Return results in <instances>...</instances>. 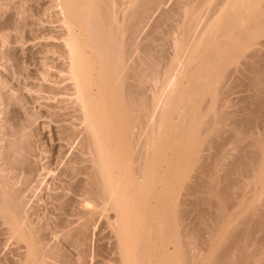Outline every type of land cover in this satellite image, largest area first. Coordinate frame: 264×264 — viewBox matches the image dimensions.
<instances>
[{
    "label": "bare ground",
    "instance_id": "bare-ground-1",
    "mask_svg": "<svg viewBox=\"0 0 264 264\" xmlns=\"http://www.w3.org/2000/svg\"><path fill=\"white\" fill-rule=\"evenodd\" d=\"M41 1L0 0V11L4 7L6 8L4 13L0 14V264H250V258V260L254 258L252 263H254L253 261L257 262V250L259 254L261 253L260 248L263 250L262 241L257 240L259 235L256 240L254 237V242L257 241L259 247L256 249L257 246L254 247L256 244L253 246L254 242L249 240L253 234L249 237L250 232L248 231L249 235H244L247 231L244 232V239L238 231H235L234 227L236 226L233 224L232 227L230 225L233 228V233L230 234L227 229L229 227L221 232L227 231L228 233H223L222 236L225 234L226 238L231 236V239L227 241L229 243L226 241L221 243L220 239V244H216L215 248L218 249L225 243L221 252V249H218L220 253L216 252L217 249L215 252L207 253L210 250L209 244H214H208L210 239H203L208 240L207 244L205 241L202 242L203 240L200 241L201 243H197L196 237L199 239L201 236L198 237L199 233L196 237L194 236L196 233L190 234V230L187 231L190 228H187L188 224L186 225L188 223L186 221L190 218L187 209L190 201L187 200V196L191 197L192 195V190L189 191V184L193 182L187 184V187H185L186 184L184 185L187 189H184V193L180 192L177 195L174 191L176 196L169 195L168 197L171 188L172 190L176 186L178 188V183L171 188H169L171 183H169L171 185H166L168 175L171 179V175L175 174L171 170L174 169L180 173L179 171L182 169L179 170L180 168L177 166L173 167L176 165L173 160L176 156H173V164L170 163L171 160L165 163L167 168L170 165L173 168L166 169L165 167L161 172L158 165L159 159H157L158 164L155 162L156 157H159L154 150L156 134L162 128L159 127V122L162 121L161 117L164 116L163 119L167 118L166 120H168V116L171 118V113L174 110L171 109L172 104L178 105L175 102L181 100L183 102L182 97L179 100V96H182L183 93L181 89L184 86L187 87V83L191 84L189 80L192 76L190 75V77L189 74L196 73L194 68H204L203 64L206 68L204 70H212L211 68H214L216 62L214 66L211 65V62L219 52L218 50L222 53L223 49L221 50V48L225 41L228 42H226L227 45L230 42L232 48L240 49L239 47H241L246 51L249 50V47H244L247 42L249 44L255 40L258 41L262 36L264 38V17L262 16L264 13L259 8L263 0H173L174 2L168 9L165 7L170 0H55L57 4L51 2L54 6L48 5L49 7H44L45 10L42 9L43 6L41 8ZM53 7H57V10L51 12ZM258 8L262 12L259 16L263 18L258 17L257 14L260 12L257 11ZM158 12L160 14L150 26V31L146 32L145 37H142L146 27L150 24L149 22ZM48 14L51 15L48 17L53 19L48 22L55 24V27L50 25V28L44 27L45 29H43L42 20L44 19L42 16L47 17ZM254 14L255 17H252ZM251 18L260 19H255V22L258 21L255 31H252L254 27H251L254 25L249 26L248 24L250 22L255 24ZM246 24L251 28H247ZM238 28L240 31L246 30L242 31L243 33L253 34L247 35L248 37L242 40L244 44L240 42L242 38L239 39V37L246 34L238 31ZM28 41H32V43L36 41L37 43L33 45H38L37 50L33 51L32 45V49L29 48L31 53L29 52L28 57L24 54L19 55L18 46L26 49ZM232 42H236L237 45ZM218 43H221V48L218 47ZM211 45L218 48H212L215 50L213 52L215 55L211 51L212 54L209 52ZM229 46H225V50L229 49L230 53L233 50ZM226 47L229 48L226 49ZM204 50L208 51L211 56L207 57ZM201 51H204L202 53H205L206 56L202 59L203 56H200L199 63L205 58L204 63L207 62V58L210 62H207L208 65L207 63L199 64L197 59L196 63L199 66L196 65L197 67L195 66L188 74L189 67L191 65L193 67L192 62L195 63V56L199 55ZM233 52H235V48ZM233 52L231 53L234 55ZM225 53H223L224 56ZM229 53H226L227 56ZM219 54L214 61L217 58L223 60V54L220 55L221 57ZM229 56L231 57V54ZM251 56L250 54L248 58ZM228 57L226 60L224 58L225 63L230 58ZM37 58L39 62L36 61ZM251 58L249 59L252 60ZM219 60L215 66L216 70H219L218 67L224 64L222 61L220 66ZM256 63L254 62V65ZM31 64L36 66L35 70L29 69ZM161 64L163 65L160 67ZM232 64L234 63L231 61ZM243 66L245 65L243 64ZM223 67L225 68V66ZM221 69L223 68L221 67ZM263 69L261 68L262 71L259 69L261 74L264 72ZM249 71L251 72V70ZM207 72L205 75L208 78L210 76L208 73H212V71ZM240 73L243 74L242 70ZM206 76L203 79H206V82H212ZM187 78H189L188 82L185 83ZM200 78L196 77L195 79ZM262 80L264 81V78ZM223 81L221 82L224 83ZM210 82L209 84L213 83ZM181 83H183L180 88L182 92L179 90L175 92L176 86H180ZM256 84L253 86L256 87ZM203 86L205 87V85H197L199 88L198 90L196 88L195 92L200 91L204 88ZM221 86L220 90L223 88ZM249 86L251 85L249 84ZM211 89L213 91L208 89L207 92L209 91L210 94L207 95L212 97L218 88L216 89L215 84V90L214 86ZM222 92L224 93V91ZM190 96L193 99V96ZM213 96L217 97V95ZM261 98H258V102H261ZM216 99L214 100L216 101ZM219 100L221 101V99ZM212 101L211 98L210 102L212 103ZM199 102L202 103V101ZM37 103L39 106L35 107ZM206 105L205 108H209V104ZM168 106L172 110L170 113H168ZM209 106L212 108L211 105ZM212 106L214 107L213 103ZM165 108L168 109L167 113L164 112ZM206 109L203 110L206 111ZM215 109V113H217L218 109ZM203 110L202 112H204ZM211 110L213 111V109ZM196 115L199 116V114ZM214 115L209 117L212 118ZM218 118L208 119L209 121L206 122H209L210 125L207 127L211 126L212 128V124L214 123V126ZM184 119H187V116ZM191 119L193 122L194 119ZM200 122L198 125L201 124ZM206 122L205 124H207ZM222 123L219 122V124ZM183 124L186 125L184 121ZM202 124L200 127L195 126L197 130L200 129L198 130L200 133L195 132L196 135L204 133ZM216 126L212 129L216 130L221 127L218 124ZM206 128L207 131L210 129V127ZM215 130H213L214 133H217ZM220 130L218 129V133L221 132ZM218 133L217 136H219ZM192 137L196 141L195 134ZM169 139L168 142L166 141L167 143H169ZM185 139L187 138L185 137ZM188 140L190 142L192 139ZM139 144H143L141 149H137ZM194 144L192 150L197 145ZM183 145L182 150L185 148ZM260 146L259 148H261ZM201 148L205 147H196L193 152L196 150L201 152L203 150ZM218 148L217 150H219ZM195 154L191 160L196 158L195 162L200 161L199 155H196L198 159ZM215 158L217 156H214L213 159L215 160ZM207 159L205 161L209 163L210 160ZM213 159H211L212 163ZM206 162L201 163L209 169L208 166L212 163L205 165ZM203 166H199L202 167V174L207 171L205 168L203 169ZM212 168L214 169L213 166ZM217 168L219 169V167ZM194 169L200 174V170H197L199 168ZM194 169L192 170L194 171ZM168 171L171 173L168 174ZM160 173L165 176L163 177ZM192 174L190 173V175ZM209 175L214 174L207 175L214 178ZM189 176L188 179H191ZM173 177L175 178V175ZM205 179L210 182L209 178ZM215 180L212 179V182ZM189 181L186 180L185 183ZM200 184L196 187H200ZM205 184L204 182V186ZM213 184L212 186L210 184L213 187L211 191H209L210 186H208L210 188L205 186L208 188L207 191L212 192L216 189V185H214V189ZM160 185L163 186L162 189L164 186L166 190L169 189L165 195L162 193V198L161 195H156ZM195 185L192 184L191 187ZM204 186L201 184V191L206 189L203 188ZM195 190L199 191L198 188ZM158 192L161 194L160 191ZM166 195L167 197H165ZM201 195L203 196L202 193ZM172 197L175 198V201ZM155 199L157 200L155 201ZM219 199L216 198V200ZM197 200L198 198L196 202L193 200L194 204H197ZM198 208L196 207V210ZM221 212H223L222 209ZM156 214L159 222L153 223L151 219H154ZM217 214L222 218L215 214L218 218L214 219L213 216L210 221H218L217 224L224 223L226 218L222 215L223 213L219 211ZM219 218L220 220H217ZM165 221L168 223L166 222V224ZM214 221L212 222L215 223ZM241 224L239 225L237 222V228H240ZM245 224L242 225L245 226ZM251 224L253 225V223ZM216 225L214 226L216 227ZM214 226L213 228H215ZM218 227L220 228L221 225ZM213 228H210V232L214 230ZM221 228L220 230H222ZM242 229L240 228L239 232ZM216 231L214 236H220L218 230ZM209 234L211 235V233ZM214 236L212 240L216 239ZM243 240H247L245 245L248 247L242 245ZM245 248L249 250V253L252 252L247 255L246 251L248 252V250L245 252L242 250ZM236 250H239L240 257L236 254ZM241 250L245 254L241 253V255ZM255 257H257L256 260ZM260 260L255 263L259 264Z\"/></svg>",
    "mask_w": 264,
    "mask_h": 264
},
{
    "label": "rangeland",
    "instance_id": "rangeland-1",
    "mask_svg": "<svg viewBox=\"0 0 264 264\" xmlns=\"http://www.w3.org/2000/svg\"><path fill=\"white\" fill-rule=\"evenodd\" d=\"M43 1V2H42ZM41 1V8H42V6H43V8L42 9H44L45 10V8L44 7H46L47 8V6L48 5H53V4H57V1H53V0H42ZM262 1V0H261ZM53 4H52V3ZM174 1L173 0H170L169 2H168V4L166 5V7H165V9H168L171 5H172V3H173ZM45 3H47V4H45ZM45 4V5H44ZM54 6V5H53ZM261 7H259V8H261L263 11V13H264V0H263V2H261V5H260ZM49 7V6H48ZM5 8V7H4ZM3 8V10L2 11H0V14L1 13H4V10H6V8L4 9ZM55 8V9H54ZM257 9V11L259 10L260 12L257 14L258 15V17H261V16H259V14L261 13L262 14V12H261V9ZM54 9V10H53ZM53 9H51L52 11L51 12H54L55 10H57V7H53ZM8 11V10H7ZM10 13H12L11 11H9ZM8 13V12H7ZM9 13V14H10ZM159 12L158 13H156V15L151 19V22H149L150 24H149V26L148 27H146V29H145V31H144V33H143V36L142 37H145V35H146V32H148V31H150L149 29H150V26L154 23V20L157 18V15L159 16ZM260 14V15H261ZM7 15V14H6ZM6 15H5V17H6ZM48 16H51L50 14H48L47 15V17L46 16H42V19H44V20H46L45 22H44V20H42V25H43V27H42V25L40 26V27H42L43 29H45V28H50L51 26H53V27H55V24L53 25L52 24V22H48V21H51V20H53L51 17H48ZM263 17H264V14L262 15ZM44 17V18H43ZM252 17H255V14H254V16H252ZM257 17V16H256ZM263 17H261V18H263ZM50 20H49V19ZM252 19V20H251ZM250 20L251 21H254L255 22V19L256 18H251ZM259 18H257L256 20H258ZM260 20V19H259ZM35 21H36V19H35ZM37 22V21H36ZM256 22H258V21H256ZM256 22H255V24L252 22H250V23H248L249 24V26L251 25V24H253L254 26H252L251 25V27H254V28H252L253 30L252 31H255L254 29H256L257 27V25H256ZM37 25V27H38V24H36ZM51 25V26H50ZM247 25V24H246ZM256 25V26H255ZM35 26V25H34ZM47 26V27H46ZM248 26V25H247ZM246 26V27H247ZM247 27V28H251V27ZM45 27V28H44ZM240 28H242L243 29V27H240ZM240 28H238L237 30L238 31H240ZM246 28V29H247ZM241 29V30H242ZM245 29V28H244ZM248 29V30H249ZM248 30H247V32H248ZM242 31H246V30H242ZM242 31H240V32H242ZM251 31V30H250ZM239 32V33H240ZM243 33V32H242ZM253 33H255V32H253ZM244 35L246 34V32H244L243 33ZM253 35L252 33H247L245 36H241V37H239V39L240 38H242L241 39V41L240 42H242V40L243 39H246L248 36H250V35ZM242 35V34H241ZM248 35V36H247ZM263 38V36L262 37H260L259 38V40L257 41V40H255L254 42H251V43H249L248 44V42L246 43L245 41V43L247 44H245V46L243 45V44H239L240 46L241 45H243L244 47H249V50H243V48L241 49V47H239L240 49H238L237 47H234L235 48V52H233L234 51V48H232V46L230 45L231 43L229 42V45L231 46V49L233 50V51H230V53L228 52L229 51V49H228V51H226L225 50V46H229V45H227L226 44V42L227 41H225V43L223 42V45L224 44H226V45H222V48H221V43H218V47L219 48H221V50H222V53L220 52V50H216L218 53H216L217 55L219 54V53H221V54H223V53H225V51H226V53H229L228 54V56L231 54V57L229 58L228 56H227V54L225 53V56L226 57H228L229 59L226 61V63H225V60L227 59L225 56H224V54H223V56L222 57H224L225 58V60H224V58H223V60L221 59V60H219V58H217V60H219V65L221 64L220 62H222V61H224V62H222V63H224L223 64V66H225V68L223 67V66H221L223 69H221V67H218V69L219 70H216L215 69V66H216V63H217V60H215L214 61V59H216V57H217V55H215L213 52H215V50H213L212 48H217V46H215V47H213V45H211L212 47H211V50H209L208 48V50H209V52L211 51L212 53H213V55H215V57L213 58V61L210 63L211 65H213L214 66V63H215V66H214V68H211L212 70H210V71H212V73L209 71V70H204V69H206L205 68V65H203L202 64V66H204V68H194L196 65H198V63H199V60H201L202 58H204V56H206V55H204L205 53H202V52H204V51H201V55L199 54H197L198 55V58H197V55L195 56V63H194V61L192 62L193 63V67H192V65L189 67V69H188V71H187V73L188 72H192L191 70L194 68V69H196L195 70V72L196 73H194V75L191 73V74H189V76L191 77L190 78V80H189V82L191 83V84H188L187 82H188V79L189 78H187L186 79V82L185 83H187L186 85H187V87H185L184 86V88L183 89H181V90H183V93L181 94L182 96H179V100H181V97L183 98V102H182V100L181 101H177L178 100V97L176 96V98H177V102H180V103H177V102H175L176 104H178V105H175V104H172V106H171V109L173 108L174 110L172 111L171 109H170V107L168 106L167 108L169 109V111H168V109L167 108H165V111L164 112H166V111H168V113H170V110L172 111V115H171V118H170V116H168L166 113V115L168 116V120H166L167 118H165V119H163L164 118V116H163V118L161 117V119H162V121H160L159 123V127L161 128V130L159 131V130H157V131H159V133H157L156 134V138H157V140H156V147H155V153H157L156 155H158V157L159 158H157L156 157V160H155V162H156V164H158V162H157V159H159V167H160V170H161V172L163 171V168H165L166 167V169H170V168H176V166H177V168L179 167L180 169L179 170H181V171H179L180 173L182 172V174H180V173H178V171L177 170H171V171H173V173H175V174H173V175H171L172 177L175 175V178L173 179L172 177H171V179H170V175H168L169 176V178H168V183L166 182V185L168 184V185H171V186H169V188H171V187H174V184H177L178 183V188H177V186L176 187H174L173 189L174 190H172V188L170 189V193H168V197H169V195L170 196H173V195H175L176 196V194L175 193H177V195L178 194H180V192H182V193H184L185 192V190L184 189H186L185 187H187V184H189V183H192V184H196V182H197V184L195 185V186H193V187H191V185L192 184H189L190 186V188H189V191L190 190H192L191 192H192V195H191V197L190 196H187V200L188 201H190V203L188 202V204L189 205H187V209H188V211H189V219L187 220V218H186V222H188V223H186V225L188 224V226H187V228H190V229H187V231L188 230H190L189 231V233L190 234H194V233H196L194 236L196 237V235L198 234V237H200L199 239L196 237V239H197V243H201L200 241H202L203 239H210L209 241L208 240H203L202 242H206V244H207V241H208V244L209 243H214V244H209V247H210V250H209V252H207V253H210V251H216V249H217V247L215 248V246H216V244L218 243V245L220 244V239H221V243H223V242H227L228 240L230 241V239H231V236H229V237H225L226 235V233H228L227 231L226 232H223V233H225L223 236H222V234L223 233H221L222 231H223V229L224 230H227L228 229V231H230V234H231V232L233 231L232 229L233 228H231L232 227V224L233 225H235L236 227H234V228H236L235 229V231L237 232L238 231V233H239V235L241 236V237H243V233L244 232H246L247 231V233H244V235H249L248 233L250 232V236L249 237H251L252 236V234H253V237H251V239H249V240H252L253 242H254V237H255V240L257 239L256 237H258V235H259V238L257 239L259 242H261V244H263V247H264V242H263V240H264V101L262 102V100H264V95H262V94H264L263 92H264V81L262 80L264 77V72L262 73L263 74V76H261L262 74L260 73L262 70H261V68L263 69V67H264V38ZM262 39V40H261ZM37 41V40H36ZM36 41H34L33 43H32V41H28V43H27V45H26V49H22L21 48V46L19 47L18 46V54L20 55V54H24V55H30V50L34 47H36L35 49L33 48L32 50L34 51H36L37 50V46H35V45H33V44H35V43H37ZM43 41V40H42ZM45 41V40H44ZM223 41V40H222ZM258 42V43H257ZM260 42V43H259ZM262 42V43H261ZM228 43V42H227ZM233 43V42H232ZM236 42H234L233 44H235ZM33 45V46H32ZM216 45V44H215ZM235 45H237V43L235 44ZM31 46H32V48H31ZM229 46V47H230ZM234 46V45H233ZM253 46V47H252ZM229 47H226V49L227 48H229ZM250 47H252V48H250ZM29 48H31V49H29ZM238 50H237V49ZM218 49V48H217ZM251 49V50H250ZM28 50V51H27ZM236 50H237V52H236ZM23 51H27L26 52V54H25V52L23 53ZM241 51V52H240ZM243 51V52H242ZM30 52V53H29ZM206 52V51H205ZM210 52V53H211ZM231 52H233V53H235L234 55L231 53ZM247 52H249L248 54L250 55H252L251 57H249V58H251L252 60H250L249 58H248V54H247ZM29 53V54H28ZM211 53V54H212ZM258 53H260V54H258ZM206 54H207V57H210L211 56V54H209L208 53V51L206 52ZM221 54H219V56L221 55ZM253 54H255L254 56H253ZM262 54V55H261ZM37 55V57H38V54H36ZM210 55V56H209ZM212 55V56H213ZM246 56L247 55V57H244V56ZM258 55V56H257ZM261 55V56H260ZM27 56V57H28ZM200 56H203V57H201V59H200ZM39 57H40V55H39ZM221 57V56H220ZM235 57V58H234ZM253 57H254V59H253ZM257 57V58H256ZM248 58V59H247ZM197 59H198V61H197ZM206 59V58H205ZM205 59L204 60H202V61H200V63L199 64H201V63H204L203 61H205ZM208 60H207V62L209 61V58H207ZM231 59V60H230ZM238 59V60H237ZM258 59V60H257ZM38 60V62H39V59L37 58L36 59V61ZM196 61L198 62V63H196ZM230 61V62H229ZM231 61L234 63V64H232L231 65ZM252 61H254V62H259L258 64L256 63L255 65H254V62H252ZM263 61V62H262ZM207 62H205V63H207ZM210 62V61H209ZM244 62H247V63H244ZM250 62V63H249ZM191 63V64H192ZM204 63V64H205ZM238 63V64H237ZM253 63V64H252ZM263 65H262V64ZM209 64V65H210ZM242 64V65H241ZM243 64L245 65V66H243ZM32 65V66H31ZM30 66H29V69H31V70H35V67L36 66H34L33 64H31ZM38 65H42V64H38ZM163 64H161L160 65V67L162 66ZM207 65H208V63H207ZM230 65H231V67H230ZM240 65V66H239ZM260 65V66H259ZM199 66V65H198ZM217 66H218V64H217ZM246 66H251V67H249V68H245ZM262 66V67H261ZM197 67V66H196ZM200 67H201V65H200ZM212 67V66H211ZM252 67H254V68H252ZM256 67H257V70H259V72H256L257 70H256ZM258 67H259V69H258ZM209 67H207V69H208ZM217 68V67H216ZM230 68V69H229ZM243 68V69H242ZM2 69V68H1ZM210 69V68H209ZM4 70V69H3ZM216 70V71H215ZM229 70V71H228ZM230 70H233L232 72L230 71ZM241 70H242V73L243 74H241L240 72H241ZM249 70H251V72L249 71ZM253 70V71H252ZM210 72V73H208V72ZM222 71V72H221ZM228 71V73L229 72H231L230 73V75H228V73H226ZM263 71H264V69H263ZM208 73V75L210 74V76L207 78V76L205 75V73ZM186 73V74H187ZM214 73H216V74H214ZM188 74H187V76H188ZM198 74H200V75H198ZM226 74V75H225ZM249 74H251V75H249ZM258 74V75H257ZM203 75H205L206 76V78L207 79H210V80H212V82H210V83H212V84H209V82H206V79H203V77L205 78V76H203ZM213 76V79H214V81H213V79H211L212 78V76ZM242 75V76H241ZM247 75V76H246ZM216 76V77H215ZM225 76V77H224ZM249 76V77H248ZM259 76V77H258ZM200 78V79H198V80H196L195 78ZM247 77V78H246ZM251 77H253L252 78V80H249V79H251ZM261 77V78H260ZM263 77V78H262ZM216 78H218V79H220V80H216ZM223 78V79H222ZM254 78H256V79H254ZM259 79V81H257L258 79ZM22 79V78H21ZM197 81H195V80ZM227 79H229V80H227ZM261 79V80H260ZM205 80V81H204ZM222 80H224L223 82L224 83H222L221 81ZM227 80V81H226ZM37 81V80H36ZM194 81H195V83H194ZM201 81V82H200ZM202 81H204L203 83H206V84H203L202 83ZM208 81V80H207ZM255 81H256V83H255ZM263 81V82H262ZM200 82V83H199ZM216 82V83H215ZM217 82H218V86H217ZM227 82V83H226ZM260 82H261V84H260ZM184 83V82H183ZM183 83H181L180 84V86H176V88H175V92H176V90L178 91L179 90V92H182V91H180V88H182V84ZM194 84V86H193V84ZM202 86V85H205V87L204 88H202L203 89V91H202V89L200 90V91H197V92H195L196 90H198V88L199 87H197V85H199V84ZM216 84V91L215 92H217L218 91V93H215L214 92V94H212V97H211V95H207V94H210V92L209 91H213L211 88H213V86H214V90H215V84ZM220 83V84H219ZM222 83V84H221ZM253 83V84H252ZM263 83V84H262ZM208 84H209V86H208ZM248 84V85H247ZM249 84L251 85V86H249ZM255 84H256V87H257V89H255L256 87H254L255 86ZM189 85V86H188ZM212 85V86H211ZM222 85V86H221ZM246 85V86H245ZM254 85V86H253ZM263 85V86H262ZM207 86V87H206ZM210 86H211V88H210ZM220 86L221 87H223V88H221V90L219 89L220 88ZM227 86V87H226ZM261 88H259V87ZM177 87H179V88H177ZM249 87V88H248ZM253 89H252V88ZM197 88V89H196ZM206 88V89H205ZM225 88H226V90H225ZM263 88V89H262ZM196 89V90H195ZM209 89V93L207 92V90ZM262 90V91H261ZM188 91V92H187ZM197 94L196 96H195V94H194V92ZM222 91H224V93L222 92ZM206 94H205V93ZM220 92H222L221 94H219ZM261 92V93H260ZM186 93V94H185ZM260 93V94H259ZM179 94V93H178ZM190 95H192L193 96V99H192V97L190 96ZM199 95V96H198ZM206 95H207V98H205L206 97ZM213 95H217V99L213 96ZM220 95V96H219ZM184 96V97H183ZM186 96V97H185ZM258 96V98L260 99V97H262L261 98V102H258L259 101V99L258 98H256ZM196 97V98H195ZM203 97V98H202ZM209 97V98H208ZM220 97V98H219ZM175 98V99H176ZM190 98V100H191V102H190V100H188V99ZM205 98V99H204ZM211 98L213 99V101H212V103H213V105H214V107L212 106V103L210 102V100H211ZM186 101H185V100ZM214 99H216V101L217 100H219V99H221V101H222V104H220L219 105V103L221 102L220 100L219 101H215ZM225 99V100H224ZM195 100H196V102H195ZM205 100V101H204ZM225 102H224V101ZM253 100V101H252ZM254 100H257V101H254ZM199 101H202V103L201 102H199ZM185 102V103H184ZM190 102V103H189ZM194 102V103H193ZM203 102H204V105H203ZM205 102H207L209 105H211V107L212 108H210V106L208 105V107L210 108H205V106L207 107V103H205ZM219 102V103H218ZM227 102V103H226ZM253 102V103H252ZM254 102H255V104H254ZM198 103H199V106H198ZM215 103V104H214ZM260 105H259V104ZM201 104V105H200ZM224 104V105H223ZM253 104V105H252ZM262 104V105H261ZM219 105V106H218ZM37 106H39V103H37L36 105H35V107H37ZM175 106V107H174ZM196 106V108H194ZM204 106V107H203ZM216 106V107H215ZM218 106V107H217ZM227 106V107H226ZM180 109H179V108ZM187 107H189V108H187ZM192 107V108H191ZM203 107V108H202ZM215 108H217L218 109V111H217V113H215L216 111V109ZM182 109V110H181ZM189 109V110H188ZM193 109H195V110H193ZM196 109H199V110H196ZM200 109H206V111H204V112H202V110H201V112H202V114L204 115H202V117H203V119H202V117H201V112H199L200 111ZM211 109H213V111L211 110ZM215 109V110H214ZM180 110V111H179ZM187 112H186V111ZM211 110V111H210ZM175 111H177V113H175ZM178 111H179V113H178ZM193 113H192V112ZM209 111H210V115H209ZM220 111V112H219ZM189 112V113H188ZM214 112V113H213ZM182 113H183V115H182ZM188 113V114H187ZM164 114V115H165ZM178 114H179V116H178ZM186 114V115H185ZM195 114V115H194ZM196 114H199V116L198 115H196ZM215 114V115H214ZM222 114V115H221ZM224 114H226V115H224ZM191 115V116H190ZM192 115H194V116H192ZM207 115H209V116H211V115H214L212 118L211 117H207ZM223 115L225 116V118L223 117ZM167 116H165V117H167ZM184 116V117H183ZM186 116H187V119H189V120H187V119H184V118H186ZM195 116H196V118H195ZM217 116V117H216ZM222 118H221V117ZM190 117V118H189ZM197 117H199V118H197ZM207 117V120L209 119H213V120H215L214 118H218L217 120H216V123H215V125L213 126V124H212V128H216L217 126H216V124H218V125H220L221 127L220 128H217L216 130L215 129H212L211 128V126H208V127H210V129H208V131L207 130H205V128L207 127V125H210L209 124V122H206L205 121V118ZM230 117V118H229ZM173 118V119H172ZM191 118H193L194 120H193V122L191 121L192 119ZM201 118V119H200ZM228 118V119H227ZM160 119V118H159ZM171 121H170V120ZM183 119V120H182ZM196 119V120H195ZM226 119V120H225ZM177 120V121H176ZM180 120V121H179ZM182 120V121H181ZM200 120H202L201 122H200ZM208 120V121H209ZM222 120V121H221ZM168 121H169V125H168ZM176 121V122H175ZM183 121H184V123L186 124V125H184L183 124ZM186 121H188V122H186ZM190 121V122H189ZM198 121V122H197ZM207 123V124H205V122ZM218 121V122H217ZM232 121V122H231ZM241 121V122H240ZM161 122H162V126H161ZM199 122L202 124V126H203V129H202V131H204V133L202 132L201 134H198V135H196V133H198L199 131L198 130H200V129H196V127L195 126H197L198 124H199ZM214 122V121H213ZM219 122L220 123H226L225 125H222V124H219ZM235 122V123H234ZM179 123V124H178ZM191 123V124H190ZM195 123V124H194ZM239 124V126H237L238 124ZM175 124V125H174ZM182 124V125H181ZM200 124V125H201ZM206 125V127H205V125ZM241 124V125H240ZM181 125V126H180ZM190 125V126H189ZM200 125H198L199 127H200ZM230 125H232V126H230ZM183 126V127H182ZM184 126H188L187 128L185 127L184 128ZM226 126V127H225ZM178 127V128H177ZM194 127H195V129H194ZM205 127V128H204ZM207 127V128H208ZM219 127V126H218ZM235 127V128H234ZM193 128V129H192ZM206 128V129H207ZM227 128V129H226ZM176 129H179V130H176ZM182 129V130H181ZM218 129L221 131L220 133H218L219 131H218ZM224 129V130H223ZM245 129V130H244ZM172 130V131H171ZM176 130V131H175ZM213 130H215V132H217L218 133V135L219 136H217V133H214V131ZM223 130V131H222ZM229 130V131H228ZM232 130V131H231ZM167 131V132H166ZM178 131V132H177ZM179 131H182V132H179ZM194 133H193V132ZM212 131H213V133L215 134L214 135V137H213V135H212ZM227 133H226V132ZM243 131H245L244 133H243ZM170 132V133H169ZM177 132V133H176ZM184 132H186V133H184ZM191 132H192V134H191ZM196 132V133H195ZM225 132V133H224ZM233 134V133H235V134H231V133ZM180 133V134H179ZM189 133V134H188ZM200 133V132H199ZM243 135H242V134ZM170 134V135H169ZM176 134V135H175ZM193 134H195V139H196V141L193 139V137H192V135ZM211 134V135H210ZM166 135V136H165ZM186 135V136H185ZM209 135H210V137H212L210 140L209 139H207V138H210L209 137ZM192 137V138H189V137ZM234 136V137H233ZM185 137L187 138V139H185ZM233 140L234 138V142L230 139V138ZM169 139V143H167L168 142V139ZM214 138V139H213ZM174 139H175V141H174ZM177 139H178V141H177ZM188 139H192V140H190V142H189V140ZM213 139V140H212ZM228 139H229V141H232V142H229L228 141ZM236 139H238V140H236ZM184 140V141H183ZM187 140H188V142H187ZM194 140V141H193ZM211 140H212V142H211ZM167 141V142H166ZM177 141V142H176ZM182 141V142H181ZM207 141H208V143H207ZM216 141V142H215ZM186 143V145H185V143ZM218 142V143H217ZM164 143V144H163ZM188 143V144H187ZM194 143H196L197 145H196V147H205V148H201V150L203 151H201V152H199V150H196L195 152H193L194 150H195V148L196 147H194L193 148V150H192V146H195V144ZM206 143V144H205ZM210 143V144H209ZM258 143V144H257ZM141 144V143H140ZM139 144V146H138V148L137 149H141V147H142V145H140ZM168 146H167V145ZM184 144V145H183ZM233 144V145H232ZM235 144H236V146H235ZM263 144V145H262ZM182 145H183V147L185 146V148H184V150H182ZM209 145H212V146H209ZM259 145H261L260 147L261 148H259ZM179 146H180V148H179ZM208 146V147H207ZM218 146H220L219 148H218ZM140 147V148H139ZM177 147V148H176ZM188 147V148H187ZM209 147H210V149H209ZM167 148V149H166ZM190 148V149H189ZM206 148H207V150H206ZM212 148V149H211ZM217 148L219 149V150H217ZM197 149H199V148H197ZM209 149V150H208ZM223 149V150H222ZM160 150H161V153L159 154V152H160ZM164 150H165V152H164ZM181 150V151H180ZM192 150V151H191ZM205 150V151H204ZM213 150V151H212ZM226 150V151H225ZM232 150V151H231ZM188 151V153H186V152ZM215 151V152H214ZM217 151V152H216ZM175 152V153H174ZM181 152V153H180ZM214 152V153H213ZM166 153V154H165ZM180 153V154H179ZM196 153V154H195ZM213 155H212V154ZM216 153V154H215ZM163 154V155H162ZM193 154H195V157H197L196 155H199L198 157L200 158V161L201 162H203V164H204V162H206L205 160L207 159V157H208V159L207 160H210L209 161V163H212L211 161V159H213L214 158V156L216 157L217 156V158H215V160L213 159V163H212V165L210 164V166H208V167H210L209 169L208 168H206L205 166H203V164L200 162V161H194V160H191V158L193 159L194 158V156H193ZM201 155V156H200ZM211 155V156H210ZM163 156V157H162ZM173 156H176V158L174 157V159L172 158ZM193 156V157H192ZM204 156V157H203ZM165 157V158H164ZM185 157V158H184ZM197 157V158H198ZM213 157V158H212ZM219 157V158H218ZM178 158V159H177ZM198 158V159H199ZM223 158V159H222ZM165 159V160H164ZM175 160V166H168L169 168H167V166H166V161H170L171 160V162L170 163H172L173 164V160ZM185 159V161L183 162V160ZM204 159V160H203ZM218 159V160H217ZM220 159V160H219ZM191 160V161H190ZM203 160V161H202ZM177 161H178V163H177ZM217 162V164H216V162ZM196 164L197 162V164H200L199 166H203V169L205 168V171H206V173L205 172H203V174L201 173V169H202V167H199V166H197V164L195 165L194 163ZM208 162V161H207ZM206 162V163H207ZM214 162H215V164H214ZM220 162V163H219ZM164 163V164H163ZM205 163V165H209V163H207L206 164ZM168 165H169V163H167ZM179 164V165H178ZM219 164V165H218ZM188 165H190L191 167H194V168H199V169H197V170H200L199 171V173L200 174H198V172H196L195 171V169L194 168H192V169H194V171L191 169V167L190 166H188ZM218 165V166H217ZM221 165V166H220ZM157 166V165H156ZM212 166L214 167V169L212 168ZM217 167H219V169L217 168ZM185 169V170H184ZM212 169V170H211ZM214 170V171H213ZM170 171V170H169ZM168 171V174H170L171 172H169ZM204 171V170H203ZM214 173H213V172ZM187 172V173H186ZM195 172V173H194ZM164 173H165V171H164ZM190 173L192 174V175H190ZM197 173V174H196ZM218 174L217 176H216V180L214 179L215 178V176L214 175H209V176H213L214 178H212V177H208L207 175L208 174ZM163 173H160V175H162ZM179 174V175H178ZM195 174H196V176H195ZM202 174V175H201ZM207 174V175H206ZM190 175V176H189ZM198 175H200V176H204V177H200V176H198ZM205 175H206V177L207 178H209V181L211 182H208V179H205L206 177H205ZM230 175V176H229ZM163 176V175H162ZM165 176V175H164ZM163 176V177H164ZM167 176V175H166ZM188 176L189 177H191V179H188ZM194 178H193V177ZM159 177V176H158ZM198 177H199V179H198ZM229 177V178H228ZM202 178H203V180H202ZM218 178V179H217ZM195 179V180H194ZM201 179V180H200ZM211 179V180H210ZM212 179H213V181L215 180V182H212ZM173 181V182H169V181ZM189 181L188 183H185V181ZM192 180V181H191ZM197 180H199V181H197ZM204 180H206V181H204ZM176 183H175V182ZM206 183L205 184V186L207 185V187L208 186H210V184H211V186H212V184L213 183H216V184H213V186L214 185H216V189H215V186H214V191H212V192H209V191H211V190H213L212 188L213 187H208V188H210V190L209 191H207L208 190V188H206L205 186H204V182ZM179 182H180V184H179ZM169 183H171V184H169ZM199 183H201V184H203V188H206V189H203L202 191L200 190L201 189V184H200V187H196V186H198L199 185ZM210 183V184H209ZM218 183V184H217ZM183 184V185H182ZM186 184V185H185ZM209 184V185H208ZM184 185H185V187H184ZM219 186V187H218ZM162 187L163 186H161L160 185V190L158 189V191H160L161 192V194L157 191V193H156V195H158L159 194V196L162 198V195L164 194L165 195V192L166 191H168L169 189H167L166 190V188H165V186H164V189H162ZM195 187V189L196 188H198V190L199 191H201V192H199V191H197V190H193V188ZM176 188V189H175ZM192 188V189H191ZM178 189V190H177ZM165 190V191H164ZM182 190H184V191H182ZM187 190V189H186ZM174 191H176L175 193H173ZM177 191H179V192H177ZM194 191V192H193ZM198 193H197V192ZM218 191V192H217ZM169 192V191H168ZM197 193V198H198V200H197V204L195 203L194 204V202H193V200L196 202V193ZM205 192V193H204ZM208 192V193H207ZM163 193V194H162ZM167 193V192H166ZM181 193V194H182ZM201 193L203 194V196L201 195ZM215 193H217V194H215ZM195 194V195H194ZM213 195V196H212ZM174 196V197H175ZM220 196H224L223 197V199H222V197H220ZM156 197H158V196H156ZM165 197H167V195L165 196ZM173 198V197H172ZM171 198V200H173L174 199V201H175V198H173L172 199ZM203 198H205V199H203ZM216 198L217 199H219V200H216ZM160 199V198H159ZM169 199V198H168ZM222 199V200H221ZM157 199H155V201H156ZM201 200V201H200ZM154 201V200H153ZM192 201V202H191ZM199 202V203H198ZM203 202V203H202ZM206 202V203H205ZM217 202V203H216ZM224 202V203H223ZM154 203V202H153ZM193 203V204H192ZM199 204V206H197ZM214 204H216V205H214ZM218 204V205H217ZM217 206H218V208L220 207V209H218L217 208ZM196 207H199L198 208V210H196ZM191 208V209H190ZM204 209V210H203ZM215 209V210H214ZM221 209H222V211L223 212H221ZM195 210V211H194ZM202 210V211H201ZM210 210V211H209ZM159 211V210H158ZM196 212L195 214H194V212ZM205 211V212H204ZM215 211V212H214ZM219 211H220V213H223L222 215L226 218L225 220H224V223L223 222H221V223H219V224H217V222H215L214 220H212V221H214L215 223H213L212 221H210V219H212V217L215 219V218H218V217H216L215 216V214L216 215H218L217 214V212L219 213ZM156 212H157V210H156ZM201 212V213H200ZM201 215H200V214ZM214 213V214H213ZM197 214V215H196ZM203 214V215H202ZM205 214V215H204ZM225 214V215H224ZM233 215V216H232ZM156 217L154 218V219H151V221H153V223H157V222H159V220L157 221V218H158V216H157V214L155 215ZM203 216V217H202ZM205 216V217H204ZM219 216V215H218ZM220 218H222V216H219ZM220 218L219 219H217V220H220ZM239 218H241V219H239ZM159 219V218H158ZM238 219V220H237ZM222 221H223V219H221ZM241 220V221H240ZM242 220H243V223H242ZM155 221V222H154ZM157 221V222H156ZM210 221V222H209ZM249 223H248V222ZM251 221H253V222H251ZM168 223V221H165V223ZM220 222V221H219ZM237 222H239V225L242 223L243 225L245 224V226H243L242 224H241V229H242V227H244L242 230H241V232H239V230H240V228H237L238 226L236 225L237 224ZM253 223V225L251 224V223ZM166 223V224H167ZM170 223V222H169ZM184 223V224H185ZM204 223V224H203ZM216 225V227L213 225ZM247 223H248V225H247ZM256 223V224H255ZM171 224H172V222H171ZM206 224V225H205ZM251 224V225H250ZM169 225V224H168ZM207 225H208V227L209 226H211L212 228H213V226L215 227V228H213L212 230V232H210V228L211 227H207ZM221 225V229L222 230H220V228L218 227V226H220ZM230 225H231V227H230ZM256 225V226H255ZM190 226V227H189ZM227 227H229V228H227ZM259 227V228H258ZM219 228V229H218ZM227 228V229H226ZM251 228H253L252 230H251ZM198 229V230H197ZM231 229V230H230ZM250 229V230H249ZM216 230H218V234L220 233V236H214L215 234V232H217ZM194 231V232H193ZM249 231V232H248ZM259 231H261V232H259ZM203 232H204V235H203ZM234 232V231H233ZM232 232V233H233ZM256 232V233H255ZM209 233H211V235L209 234ZM260 233H262V235H260ZM217 234V235H218ZM256 234V235H255ZM203 235V236H202ZM207 235H209V236H207ZM227 235H229V234H227ZM213 236H214V238L216 237V239H214V240H212L213 239ZM191 237L192 238H194L193 237V235H191ZM212 237V238H211ZM221 237V238H220ZM249 237H247V238H249ZM261 237V238H260ZM262 237H263V240H261L262 239ZM244 239H245V236L243 237ZM246 238V239H247ZM225 239V240H224ZM223 240V241H222ZM194 241H195V239H194ZM211 241V242H210ZM212 241H214V242H212ZM245 241H247V240H245ZM244 240H243V244L242 245H244L245 247H248V245L246 246L245 244L247 243V242H245ZM252 241H250V242H252ZM252 242V243H253ZM227 243H229V242H227ZM227 243H226V245H227ZM248 243H249V241H248ZM203 244V243H202ZM201 244V246H204V245H202ZM250 244V243H249ZM256 244V245H255ZM260 244V245H261ZM211 245V246H210ZM222 245V244H221ZM221 245H220V247H221ZM224 245H225V243H224ZM224 245H222V247H224ZM255 245V246H254ZM259 245V246H260ZM208 246V245H207ZM244 246H243V248H244ZM251 247H252V245H250ZM253 246L254 247H256V249L257 248H259L258 247V242L256 241V242H254V244H253ZM205 247V246H204ZM221 247V248H222ZM261 247V246H260ZM262 247V249L263 250H261V248H260V251H261V253L263 254H259L258 253V250H257V256H258V260H260L261 258V262L259 261V264H264V248ZM221 248H218L219 250L221 249ZM253 248V247H252ZM217 249V250H218ZM241 249V248H240ZM249 249H250V247H249ZM219 250L218 251H216V252H219ZM244 252H245V250H248V249H242ZM242 250H241V252H240V254L241 253H243L242 252ZM251 250V249H250ZM254 250V249H253ZM222 251V249L220 250V252ZM256 251V250H255ZM255 251H254V253H255ZM219 252V253H220ZM239 250H236V254H238L239 255ZM252 252V251H251ZM250 252V253H251ZM206 253V254H207ZM246 253H247V255L248 254H250L249 253V250H248V252L246 251ZM253 253V254H254ZM243 254H245V253H243ZM259 254V255H258ZM237 255V256H238ZM242 255V254H241ZM252 255V254H251ZM255 255V256H256ZM236 256V257H237ZM259 256H261V257H259ZM239 257H240V255H239ZM252 257V256H251ZM238 258V257H237ZM260 258V259H259ZM251 259V258H250ZM249 259V261L252 263V260L254 259H252V260H250ZM257 259V257H255V260ZM237 260V259H236ZM258 260H257V262H258ZM254 263H252V264H256L257 262L256 261H253ZM256 262V263H255ZM250 263V264H251Z\"/></svg>",
    "mask_w": 264,
    "mask_h": 264
}]
</instances>
